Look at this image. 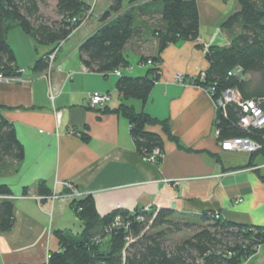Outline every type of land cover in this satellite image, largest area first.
<instances>
[{"label":"crops","instance_id":"obj_1","mask_svg":"<svg viewBox=\"0 0 264 264\" xmlns=\"http://www.w3.org/2000/svg\"><path fill=\"white\" fill-rule=\"evenodd\" d=\"M111 1L99 0L88 19L60 42L48 76L31 67L58 45L38 44L19 25L7 33L16 66L27 69L23 74L27 80H0V103L25 153L19 164L0 169V186L11 190L15 212L14 227L0 231V264L45 263L48 253L60 249L56 231L81 232L66 182L91 194L101 215L120 208L165 207L192 218L218 211L227 221L264 227V154L224 150L215 126L214 99L191 82L210 66L206 47L230 43L222 23L240 9L238 1L196 0L199 39L168 44L146 102L125 98L117 86L120 76L91 71L83 63L81 43L105 24L100 16ZM129 46L124 53L132 49L136 60L129 61L131 69L122 73L146 75L150 64L140 63L141 54ZM180 73L186 78L181 82ZM93 92L110 94L104 107L89 106ZM122 104L169 121L178 142L158 124L147 127L165 139L160 163L146 161L137 151L130 119L117 111ZM165 179L183 181L178 185ZM43 183L48 194L40 193ZM42 195L41 201L35 197ZM240 264H264V244Z\"/></svg>","mask_w":264,"mask_h":264},{"label":"trees","instance_id":"obj_2","mask_svg":"<svg viewBox=\"0 0 264 264\" xmlns=\"http://www.w3.org/2000/svg\"><path fill=\"white\" fill-rule=\"evenodd\" d=\"M55 1L58 17L49 19L41 12L48 0H0V71L3 74L15 76L19 73L15 51L7 36L14 25L32 35L38 44L58 45L79 28L89 14L90 5L85 0ZM139 1L112 0L108 10L100 16L105 24L81 43L80 54L91 71L125 69L131 66L124 53L126 46L135 41L142 44L149 35L153 48L145 50L143 44L134 48L141 54L140 63L152 62L146 75L122 73L117 81L118 90L125 98L146 102L160 76L163 50L170 43L198 40L200 16L196 0ZM237 1L240 9L222 23L223 28L234 33L230 43L208 46L206 58L210 66L204 79L191 78V82L200 86L215 87L214 99L228 88H237L243 99L264 97V0ZM154 15L159 18L156 24L149 20ZM148 50L153 53L147 55ZM238 67L242 69L240 73L236 70ZM31 68L36 74L45 71L47 57L38 59ZM257 73L259 77L255 82L249 75ZM3 109L0 103V169L8 170L24 159L25 149ZM117 111L130 119L133 141L143 156L165 145L162 135L147 129L151 124L162 126L169 139L179 141L168 120L137 112L127 104L120 105ZM216 115L220 143L228 138H250L260 146L252 155L264 154V126L244 129L239 125L238 103L217 107ZM44 185L39 187L40 193L48 194ZM9 193L7 185L0 186V194ZM71 207L81 220V232L56 231L60 249L50 252L49 259L38 264H240L264 244L263 226L238 224L210 214L192 218L164 207L151 211L120 208L101 215L91 194L75 197ZM117 215H121L124 223L108 232L106 229ZM140 215L145 219L138 218ZM14 225V202L0 198V231H9ZM191 226H199L195 234L175 246L167 245L172 233Z\"/></svg>","mask_w":264,"mask_h":264},{"label":"built area","instance_id":"obj_3","mask_svg":"<svg viewBox=\"0 0 264 264\" xmlns=\"http://www.w3.org/2000/svg\"><path fill=\"white\" fill-rule=\"evenodd\" d=\"M89 16V15H88ZM87 16V18H88ZM76 20V19H74ZM87 19L84 20V22ZM60 48V43H58V46L51 52H49L46 57L48 59V68L47 70L44 71V75L48 76V73L51 72L55 67V62H56V54L58 52V49ZM207 48V47H206ZM149 64H152L151 60L148 61ZM128 69H131V67H128ZM27 69H20L19 68V73L15 74V76H7L3 74V72L0 71V80H12V81H17V82H26L27 79L23 76V74L26 72ZM238 73L242 71L239 67L236 69ZM118 76H122V69H115L113 71ZM206 71H202L199 76L200 80H203L205 77ZM232 73V72H231ZM185 76L180 73L178 76V81L181 82L185 80ZM207 93H209L212 97L214 96V91L215 87L213 86H201ZM50 97L54 98L55 97V92L54 90L50 91ZM110 94L108 92L104 93H99V92H93V94H89V106L91 108H97V107H104L106 102L110 99ZM214 99V98H213ZM214 102L216 104V107H225L227 103L229 102H234L238 103L240 106V120H239V125H241L244 129H249L250 127H255V128H260L264 126V97H259L258 99L256 98H248V99H243L241 96V92L236 89H225V91H222L219 97L214 99ZM217 133L219 134V130L217 129ZM221 147H223L224 150H243L247 152H253L259 149L260 146L257 145V143L250 138H245V137H236V138H228L225 141L221 142ZM164 155V150L160 148H154L151 150L150 154H147L144 156L145 160L148 162H153V163H159L160 157ZM183 180L180 179H174L173 181L165 179V182L167 183H172V184H178L180 185ZM66 185L69 186L72 189V192L69 195L72 199H75V197H81L85 196L82 192H80L78 189L73 187V185L70 182H66ZM25 197H30L27 195H24ZM58 196V195H57ZM54 195V197H57ZM37 200L41 201L44 195L42 196H35ZM0 198L2 199H12L14 198L13 195L11 194H0ZM241 199H238L237 201H241ZM143 211H151V209L146 208L143 209ZM211 216L215 217L216 219H220L222 217V214L219 213L218 211L216 212H210L209 213ZM141 220L145 219L144 215L138 216ZM123 218L121 215H117L114 217V221L110 224L109 228L106 229L108 232L112 230L113 228L121 226L123 224ZM127 226L129 223L126 224ZM50 253H48V257H50Z\"/></svg>","mask_w":264,"mask_h":264},{"label":"rangeland","instance_id":"obj_4","mask_svg":"<svg viewBox=\"0 0 264 264\" xmlns=\"http://www.w3.org/2000/svg\"><path fill=\"white\" fill-rule=\"evenodd\" d=\"M99 0H92L91 2V5H90V9H89V14H92V11H95L93 8H95L96 4L98 3ZM145 0H140L138 3H144ZM137 3V4H138ZM41 12L43 14V16L45 17H48L49 19H56L58 17V12L56 11V1L55 0H48L47 4L42 5V9H41ZM89 17V16H88ZM148 18V16H146ZM145 17V18H146ZM88 19V18H86ZM158 16L154 15L153 17L149 18V20H151V23L152 24H156L157 20H158ZM154 26V25H153ZM227 35L229 37L232 38L233 34L232 32H229V31H226ZM149 41V42H148ZM151 41V38L150 36H145V40L143 41V45L137 41L135 42H131L129 43L130 46H132V48L134 49L135 47L139 46L140 44L143 46V48L146 50V48L148 49V47H151L153 48V46L151 45L150 43ZM128 44V45H129ZM129 46V47H130ZM155 47V46H154ZM148 54H152L153 51L152 50H148L146 51ZM127 54V57L129 59V61L131 63H133L136 59H135V56L133 54H135V52L132 50V49H127L126 52ZM131 72V71H128V73ZM133 72H131L132 74ZM130 74V73H129ZM133 75V74H132ZM135 75V74H134ZM249 77L254 80L255 82L258 81V77H259V73L257 74H251L249 75ZM73 185V184H72ZM74 187V185H73ZM68 188L71 190V191H68V193L70 194L72 192V189L73 188H70L68 186ZM76 188V187H75ZM77 189V188H76ZM52 196L56 195V193H52L51 194ZM57 196V195H56ZM204 225H206L207 223L206 222H203ZM199 226H191V227H187L185 230H182V231H176L174 233H172L168 238L169 240L167 241V245L169 246H175L177 243H181L183 242L184 240H187L190 236H192L193 234H195V232L198 230Z\"/></svg>","mask_w":264,"mask_h":264}]
</instances>
